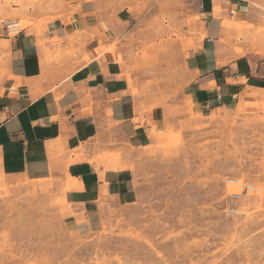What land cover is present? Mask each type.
Segmentation results:
<instances>
[{
    "label": "crops",
    "instance_id": "obj_1",
    "mask_svg": "<svg viewBox=\"0 0 264 264\" xmlns=\"http://www.w3.org/2000/svg\"><path fill=\"white\" fill-rule=\"evenodd\" d=\"M8 16L26 25L0 24V184L52 180L82 230L137 200L125 161L190 108L264 113V45L230 24L264 28V0H0ZM148 68L168 81L147 90Z\"/></svg>",
    "mask_w": 264,
    "mask_h": 264
},
{
    "label": "rangeland",
    "instance_id": "obj_2",
    "mask_svg": "<svg viewBox=\"0 0 264 264\" xmlns=\"http://www.w3.org/2000/svg\"><path fill=\"white\" fill-rule=\"evenodd\" d=\"M230 24L238 40L264 45V28ZM150 51L154 64L158 50ZM148 69L147 90L168 81ZM237 107L190 108L189 120L132 150L125 163L137 200L107 205L87 231L52 180L0 184V264H264V113ZM120 156L107 164L120 165Z\"/></svg>",
    "mask_w": 264,
    "mask_h": 264
},
{
    "label": "built area",
    "instance_id": "obj_3",
    "mask_svg": "<svg viewBox=\"0 0 264 264\" xmlns=\"http://www.w3.org/2000/svg\"><path fill=\"white\" fill-rule=\"evenodd\" d=\"M0 24L5 29L6 34L9 38H18L24 29V27L21 25V23L15 19H6V20L1 19ZM245 189L251 190V191H256V189L249 184H246ZM234 197L239 199V198H242L243 196L241 195V196H234ZM230 212H235V211L232 210Z\"/></svg>",
    "mask_w": 264,
    "mask_h": 264
},
{
    "label": "bare ground",
    "instance_id": "obj_4",
    "mask_svg": "<svg viewBox=\"0 0 264 264\" xmlns=\"http://www.w3.org/2000/svg\"><path fill=\"white\" fill-rule=\"evenodd\" d=\"M232 182H237L236 180H232ZM254 187V186H253ZM256 190H258L257 189V187H254ZM239 193H234V194H232L233 196H241L242 194H241V192L240 191H238Z\"/></svg>",
    "mask_w": 264,
    "mask_h": 264
}]
</instances>
